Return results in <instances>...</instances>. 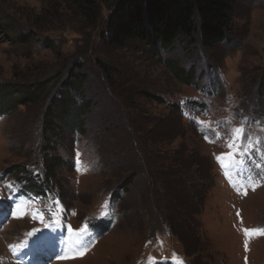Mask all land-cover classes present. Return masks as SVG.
<instances>
[{"label": "rangeland", "instance_id": "obj_1", "mask_svg": "<svg viewBox=\"0 0 264 264\" xmlns=\"http://www.w3.org/2000/svg\"><path fill=\"white\" fill-rule=\"evenodd\" d=\"M92 1L0 0V83H48L0 110V264H264V0H234L228 40L157 50L111 46L118 0ZM71 73L82 131H46ZM240 127L249 155L224 156Z\"/></svg>", "mask_w": 264, "mask_h": 264}, {"label": "trees", "instance_id": "obj_2", "mask_svg": "<svg viewBox=\"0 0 264 264\" xmlns=\"http://www.w3.org/2000/svg\"><path fill=\"white\" fill-rule=\"evenodd\" d=\"M74 2L86 9L94 7L92 0ZM233 4L234 0H118L106 22V39L116 48L136 39L157 50L168 49L180 37L194 41V37L198 36L204 46H213L228 40L234 13ZM1 24L3 25L0 21ZM16 36L23 39L26 37L17 32ZM179 70L176 73L181 76L183 73L181 70L179 73ZM83 82L84 76L71 73L61 83L59 96L52 97L50 105L45 109L43 123L46 131L53 126V122L63 119L70 123L71 127L68 129L75 128L72 117L78 123V128L73 131H82L86 109L80 107L71 91H81ZM47 84L34 82L29 86H14L15 92L10 94L7 90L10 85L0 83L1 112L35 100L43 93ZM59 163V157L56 156L46 159L44 175L52 174L54 166ZM121 188L124 189L125 185H121Z\"/></svg>", "mask_w": 264, "mask_h": 264}, {"label": "snow or ice", "instance_id": "obj_3", "mask_svg": "<svg viewBox=\"0 0 264 264\" xmlns=\"http://www.w3.org/2000/svg\"><path fill=\"white\" fill-rule=\"evenodd\" d=\"M205 138L207 139V137H205ZM244 139H245V132H244L243 127L234 129L232 132V136H231V142H229L227 145V147L229 148L230 151L227 153H224L223 155L227 156L229 158H232V159H235V157L238 155L239 156L249 155V148L244 147V144H243ZM249 144H251L250 139H249ZM217 159L219 160V159H221V157H218ZM257 167H260V165H257ZM245 194H247V193L245 192ZM237 215H239V213H237ZM33 218H35V214L33 215ZM40 222L44 223L42 215L40 216ZM44 226L49 227V224H45ZM37 231H39V229H33V231L28 233V235L31 236ZM68 231H69V233L77 234V233H74V230L71 228V226L68 227ZM244 231H245L246 235L249 232L248 229H245ZM86 232H87V226L85 225L84 227H81L78 230V235H83ZM9 247H10V249L16 251V250H18L19 247H23V245H21V246L10 245ZM245 250H247V241H245Z\"/></svg>", "mask_w": 264, "mask_h": 264}]
</instances>
